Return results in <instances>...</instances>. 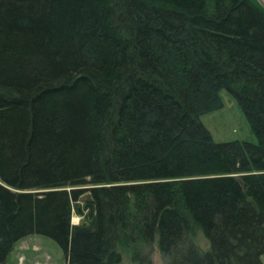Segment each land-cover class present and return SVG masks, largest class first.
<instances>
[{
	"label": "trees",
	"instance_id": "trees-1",
	"mask_svg": "<svg viewBox=\"0 0 264 264\" xmlns=\"http://www.w3.org/2000/svg\"><path fill=\"white\" fill-rule=\"evenodd\" d=\"M223 88L257 142L202 121ZM34 233L67 264H264L260 0H0V264Z\"/></svg>",
	"mask_w": 264,
	"mask_h": 264
},
{
	"label": "rangeland",
	"instance_id": "rangeland-1",
	"mask_svg": "<svg viewBox=\"0 0 264 264\" xmlns=\"http://www.w3.org/2000/svg\"><path fill=\"white\" fill-rule=\"evenodd\" d=\"M223 106L219 109L205 112L201 115L202 121L210 129L212 136L217 141L232 139H247L257 142V136L252 130L245 112L237 98L227 89L221 90ZM89 195L78 200L80 211L73 209L72 222L79 223L88 215ZM196 241L208 248L209 240L201 229L196 231ZM153 264H168V260L162 255L158 243L151 246ZM264 262V253L262 254ZM6 264H67V256L58 242L50 236L43 234H30L18 240L13 250L9 253ZM118 264H137L133 262L127 253Z\"/></svg>",
	"mask_w": 264,
	"mask_h": 264
},
{
	"label": "water",
	"instance_id": "water-1",
	"mask_svg": "<svg viewBox=\"0 0 264 264\" xmlns=\"http://www.w3.org/2000/svg\"><path fill=\"white\" fill-rule=\"evenodd\" d=\"M264 4V0H260ZM86 206H89V211H88V217L91 218L94 214V203L93 202H87ZM79 209H81V206H79Z\"/></svg>",
	"mask_w": 264,
	"mask_h": 264
},
{
	"label": "bare ground",
	"instance_id": "bare-ground-1",
	"mask_svg": "<svg viewBox=\"0 0 264 264\" xmlns=\"http://www.w3.org/2000/svg\"><path fill=\"white\" fill-rule=\"evenodd\" d=\"M87 207H89V206H87ZM88 216V215H87Z\"/></svg>",
	"mask_w": 264,
	"mask_h": 264
}]
</instances>
